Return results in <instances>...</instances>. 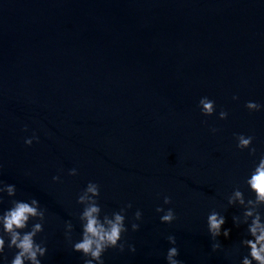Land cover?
<instances>
[{
  "label": "water",
  "instance_id": "water-1",
  "mask_svg": "<svg viewBox=\"0 0 264 264\" xmlns=\"http://www.w3.org/2000/svg\"><path fill=\"white\" fill-rule=\"evenodd\" d=\"M248 101L264 105V0H0V181L16 186L14 197L0 194V211L38 199L41 264H84L73 250L77 197L92 181L101 217L132 205L124 250L108 249L104 264H168L171 247L182 264H241L247 225L232 217L244 209L227 197L239 186L254 198L244 181L264 155V108ZM236 133L254 137L255 155L236 147ZM157 207L176 218L162 222ZM213 210L229 237L212 239ZM5 239L0 264L16 252Z\"/></svg>",
  "mask_w": 264,
  "mask_h": 264
},
{
  "label": "clouds",
  "instance_id": "clouds-1",
  "mask_svg": "<svg viewBox=\"0 0 264 264\" xmlns=\"http://www.w3.org/2000/svg\"><path fill=\"white\" fill-rule=\"evenodd\" d=\"M233 99L238 97L233 96ZM199 106L202 114L210 116L215 113V101L208 97H201ZM245 107L250 111H260L264 108L255 101H248ZM221 119L228 117L227 111L219 112ZM213 132L217 129L213 128ZM237 140L236 147L243 150L248 149L250 155H255L256 148L252 142L253 136H246L243 133L234 134ZM33 140H39L35 134L32 137L25 139V144L31 145ZM69 175H77V169H69ZM54 181L60 180V176H54ZM244 183L248 186L250 192L254 193V198H246L244 192L239 186L235 187L227 200L229 205H240L244 211L242 216H233L234 224L239 227L241 224L247 225V236L240 241V245L246 247L249 251L244 255L241 264H264V213L260 211L264 207V155L259 158L250 175L245 178ZM7 193L9 197L16 195V186L14 184H5L0 181V194ZM100 195V186L90 181L86 188L78 195L77 203L82 204L83 210L79 215L81 221L82 234L81 239L73 243V250L83 254L86 259L84 264H104L103 254L110 248H116L120 251L124 250L125 244L121 243L124 234L128 231L125 224V212L127 208H131V203L122 207L119 211H114L111 215L105 213L101 217L102 208L98 203ZM3 202V195H0V203ZM11 207L0 211V259L6 260L5 246L7 237V248L16 249V252L8 262V264H41L40 257L47 253V247L43 240L36 241L38 233L44 231V222L46 219V209L40 206V202L36 198L25 200H11ZM164 203H171V197L165 196ZM157 212H164L160 217L162 222L171 223L175 218V212L169 208L165 211L161 207H157ZM142 219V213L138 209L134 213V220ZM32 223L30 230L28 228L30 221ZM225 216L213 210L207 216L208 231L214 241L217 237L223 235L229 237L230 229H224ZM131 228L136 231L140 225L132 222ZM65 236L71 240L73 225L70 221L65 222ZM250 237V238H249ZM168 240L171 244H176L174 236H169ZM131 251H135L134 245H128ZM220 247L217 241L212 244V249L215 251ZM179 255L177 247H171L167 251L166 260L168 264H182L176 257Z\"/></svg>",
  "mask_w": 264,
  "mask_h": 264
}]
</instances>
